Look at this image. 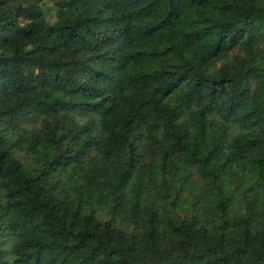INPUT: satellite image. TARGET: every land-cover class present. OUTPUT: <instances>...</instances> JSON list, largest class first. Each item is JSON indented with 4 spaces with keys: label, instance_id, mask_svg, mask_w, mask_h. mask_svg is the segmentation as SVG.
I'll use <instances>...</instances> for the list:
<instances>
[{
    "label": "trees",
    "instance_id": "obj_1",
    "mask_svg": "<svg viewBox=\"0 0 264 264\" xmlns=\"http://www.w3.org/2000/svg\"><path fill=\"white\" fill-rule=\"evenodd\" d=\"M42 1L0 0V264H264V0Z\"/></svg>",
    "mask_w": 264,
    "mask_h": 264
},
{
    "label": "rangeland",
    "instance_id": "obj_2",
    "mask_svg": "<svg viewBox=\"0 0 264 264\" xmlns=\"http://www.w3.org/2000/svg\"><path fill=\"white\" fill-rule=\"evenodd\" d=\"M42 4L44 5V10L46 12L48 21L50 23H54L56 19V10L53 7V2L51 0H43ZM22 21L24 22L25 20H22Z\"/></svg>",
    "mask_w": 264,
    "mask_h": 264
}]
</instances>
